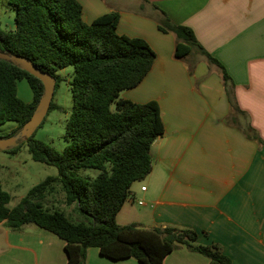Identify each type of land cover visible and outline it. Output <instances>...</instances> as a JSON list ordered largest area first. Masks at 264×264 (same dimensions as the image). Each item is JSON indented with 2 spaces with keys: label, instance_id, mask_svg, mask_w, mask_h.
<instances>
[{
  "label": "crops",
  "instance_id": "crops-1",
  "mask_svg": "<svg viewBox=\"0 0 264 264\" xmlns=\"http://www.w3.org/2000/svg\"><path fill=\"white\" fill-rule=\"evenodd\" d=\"M78 2L84 22L117 12L116 32L145 39L156 54L142 81L119 93L133 102L157 101L164 132L150 146V172L131 184L116 222L190 228L196 243L218 244L231 264H264V0ZM161 11L190 27L224 66L236 103L261 141L225 122L230 107L215 64L195 50L174 56L175 35L158 29ZM163 263L209 259L180 245ZM0 264H66L64 241L32 223L18 229L0 223ZM85 264L140 263L109 261L89 247Z\"/></svg>",
  "mask_w": 264,
  "mask_h": 264
},
{
  "label": "trees",
  "instance_id": "trees-1",
  "mask_svg": "<svg viewBox=\"0 0 264 264\" xmlns=\"http://www.w3.org/2000/svg\"><path fill=\"white\" fill-rule=\"evenodd\" d=\"M7 3L15 12L14 27L0 28V51L28 57L54 75L55 88L59 80L56 71L72 66V105L65 122L67 144L62 151L33 135L26 139L31 158L54 165L57 175H48L33 185L14 206H9L10 194L0 185V223L11 229L32 223L56 235L64 241L66 264H84L89 247H96L100 255L111 260L134 258L140 264H164V257L180 245L204 255L209 264H231L218 244L196 243L198 233L193 229L116 222L131 184L150 172V146L164 132L157 101L138 103L119 96L122 90L138 85L150 70L156 54L148 42L117 33V12L84 22L78 0ZM161 14L158 29L176 37L174 56L184 58L195 50L215 64L230 107L227 122L261 141L236 103L234 84L224 66L200 45L190 27L173 23L163 11ZM21 79L31 89L29 102L17 95ZM42 91L37 77L0 59V124L16 123L5 136L15 133L30 118ZM56 108L52 100L49 111ZM18 146L7 151L14 153ZM87 169L98 172L94 177L80 172ZM58 188L60 202L73 205L79 220L59 208L45 206Z\"/></svg>",
  "mask_w": 264,
  "mask_h": 264
},
{
  "label": "rangeland",
  "instance_id": "rangeland-1",
  "mask_svg": "<svg viewBox=\"0 0 264 264\" xmlns=\"http://www.w3.org/2000/svg\"><path fill=\"white\" fill-rule=\"evenodd\" d=\"M14 14L15 12L7 3V0H0V28L12 29L14 27ZM72 73V66H66L56 71L59 80L57 81L52 100L58 105V108L48 110L42 124L33 133V138L42 140L59 151H62L67 144L64 138V130L72 105L70 91ZM17 95L26 102L32 100V92L25 79L17 82ZM111 107L113 108L114 105ZM240 119L243 121L242 118ZM225 122L230 124L227 119H225ZM15 126L16 123L14 121L0 124V137H5ZM80 172L94 177L98 171L87 169ZM48 175H57L56 167L34 161L29 154L26 140L20 142L18 149L14 153L0 150V185L3 190L10 194L9 206L15 205L33 185L41 182ZM60 200L61 192L58 188V192L49 198L45 204L48 206L50 204L52 206L55 205L56 208H59L66 215L74 220H79L80 217L77 211L68 210L69 206L62 204Z\"/></svg>",
  "mask_w": 264,
  "mask_h": 264
},
{
  "label": "water",
  "instance_id": "water-1",
  "mask_svg": "<svg viewBox=\"0 0 264 264\" xmlns=\"http://www.w3.org/2000/svg\"><path fill=\"white\" fill-rule=\"evenodd\" d=\"M0 59L11 62L12 64L27 71L37 77L43 84V91L30 118L12 135L0 137V150H9L17 147L22 140H26L31 137L44 120L54 95L56 78L54 75L41 70L28 57L0 51Z\"/></svg>",
  "mask_w": 264,
  "mask_h": 264
},
{
  "label": "built area",
  "instance_id": "built-area-1",
  "mask_svg": "<svg viewBox=\"0 0 264 264\" xmlns=\"http://www.w3.org/2000/svg\"><path fill=\"white\" fill-rule=\"evenodd\" d=\"M141 189L143 190V189H145V187H144V186H142V187H141ZM139 203H141V202H139Z\"/></svg>",
  "mask_w": 264,
  "mask_h": 264
}]
</instances>
